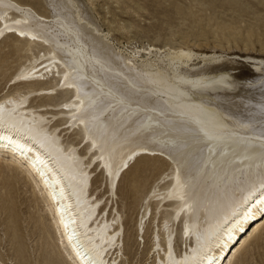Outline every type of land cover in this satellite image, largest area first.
<instances>
[{"label":"bare ground","instance_id":"1","mask_svg":"<svg viewBox=\"0 0 264 264\" xmlns=\"http://www.w3.org/2000/svg\"><path fill=\"white\" fill-rule=\"evenodd\" d=\"M45 2L50 16L0 0V43L30 38L49 50L0 95V155L11 158V184L24 181L42 203L64 264H121L118 190L143 157L172 168L137 219L138 235L151 225L148 264H233L264 228L263 54L150 46L141 61L76 0ZM39 76L58 81L46 87ZM59 93L70 96L32 105Z\"/></svg>","mask_w":264,"mask_h":264},{"label":"rangeland","instance_id":"2","mask_svg":"<svg viewBox=\"0 0 264 264\" xmlns=\"http://www.w3.org/2000/svg\"><path fill=\"white\" fill-rule=\"evenodd\" d=\"M20 1L30 4L45 16L52 14L45 0ZM76 1V5H83L90 12L98 29L108 36L112 44L126 54H137L141 61L152 55L142 49V55L138 56V51L150 46L176 50L182 47L207 48L208 58L214 51L218 55L227 54L225 58L242 59L248 52L264 56V0ZM20 38L9 36L0 43V95L9 91L14 82L12 78L27 66L49 59L46 47L35 43L34 39L29 38L30 43ZM222 50H225L224 54ZM195 58L198 63L208 60H203L202 55ZM152 59L157 60L158 57L153 56ZM217 63L219 61H212V64ZM38 78L46 87L58 81L52 76ZM13 89L14 86L10 91H15ZM232 91L233 88L218 90L219 93ZM69 96L59 93L49 98L36 97L32 105L56 104ZM9 159L0 155V264H64L54 239L50 237L42 203L37 201L24 181L11 184L10 169L3 163ZM171 173L172 168L167 161L143 157L124 175L118 190V205L125 214L126 224L125 257L120 260L121 264H148L151 225L145 226V235H138L137 219H141L147 205L153 207L152 195L169 184ZM98 179L95 185L99 184ZM233 264H264V228L249 241Z\"/></svg>","mask_w":264,"mask_h":264}]
</instances>
